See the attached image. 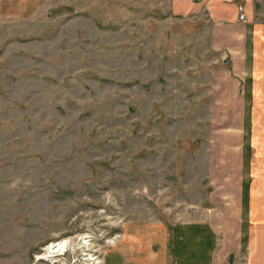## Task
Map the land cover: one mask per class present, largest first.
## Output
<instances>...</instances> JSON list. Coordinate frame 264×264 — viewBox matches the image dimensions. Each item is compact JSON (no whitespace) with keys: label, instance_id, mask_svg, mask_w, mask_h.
I'll list each match as a JSON object with an SVG mask.
<instances>
[{"label":"rangeland","instance_id":"1","mask_svg":"<svg viewBox=\"0 0 264 264\" xmlns=\"http://www.w3.org/2000/svg\"><path fill=\"white\" fill-rule=\"evenodd\" d=\"M178 1L0 0V264H183L195 222L242 264L264 120Z\"/></svg>","mask_w":264,"mask_h":264},{"label":"crops","instance_id":"2","mask_svg":"<svg viewBox=\"0 0 264 264\" xmlns=\"http://www.w3.org/2000/svg\"><path fill=\"white\" fill-rule=\"evenodd\" d=\"M178 2L184 3L182 9L184 13L209 10L214 22V30L209 38L212 48L222 52H226V48H232L233 51L226 52V55H233L234 70L244 73L241 74L242 96L246 97L249 94L253 99L252 118L264 120V101H262L264 99V21L255 20L254 9L252 10L253 0H179ZM240 6H243L246 14L244 21L239 17ZM250 11H253L251 17ZM258 105L262 106L258 107ZM259 125L261 128L256 126V129L250 132V135L256 136V139L254 144L249 145V151L258 153L250 163L252 174L250 179L246 175L242 176V182L248 181L247 194H245L248 200L247 226L240 225L239 230V247H245V252H241L242 255L244 254L242 264H264V123ZM185 226L196 233L194 239L203 243V248L200 249L199 244L197 251L189 253L187 261L183 264H219L218 255L215 257L218 235L214 225L206 222L184 225L183 235ZM188 236L187 232L185 237ZM185 237L184 242L189 239ZM233 264H239V258H236Z\"/></svg>","mask_w":264,"mask_h":264},{"label":"bare ground","instance_id":"3","mask_svg":"<svg viewBox=\"0 0 264 264\" xmlns=\"http://www.w3.org/2000/svg\"><path fill=\"white\" fill-rule=\"evenodd\" d=\"M64 242H65V245H64V243H62V241H60L58 243H51L50 245H48L46 250L52 251V252H56V251H59V250L64 251V249H66V244H67L66 241H64ZM37 258L38 259H42L43 256H38Z\"/></svg>","mask_w":264,"mask_h":264},{"label":"built area","instance_id":"4","mask_svg":"<svg viewBox=\"0 0 264 264\" xmlns=\"http://www.w3.org/2000/svg\"><path fill=\"white\" fill-rule=\"evenodd\" d=\"M239 9H240V11H241V13H240L239 17H240L241 19L243 18V19L245 20V19H246V14H245V13H244V11H243V7H242V6H240V8H239Z\"/></svg>","mask_w":264,"mask_h":264}]
</instances>
